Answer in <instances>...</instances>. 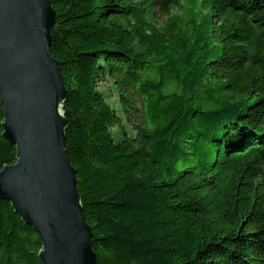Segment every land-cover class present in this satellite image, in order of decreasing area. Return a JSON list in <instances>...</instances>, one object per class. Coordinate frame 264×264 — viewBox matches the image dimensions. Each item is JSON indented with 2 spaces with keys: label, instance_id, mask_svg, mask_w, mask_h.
Instances as JSON below:
<instances>
[{
  "label": "trees",
  "instance_id": "1",
  "mask_svg": "<svg viewBox=\"0 0 264 264\" xmlns=\"http://www.w3.org/2000/svg\"><path fill=\"white\" fill-rule=\"evenodd\" d=\"M52 6L96 264H264V0ZM3 120L0 101V170L17 161ZM41 248L0 199V264Z\"/></svg>",
  "mask_w": 264,
  "mask_h": 264
},
{
  "label": "water",
  "instance_id": "2",
  "mask_svg": "<svg viewBox=\"0 0 264 264\" xmlns=\"http://www.w3.org/2000/svg\"><path fill=\"white\" fill-rule=\"evenodd\" d=\"M52 0H0L3 137L17 161L0 170V199L38 233L44 264H96L77 171L66 150V84L52 51Z\"/></svg>",
  "mask_w": 264,
  "mask_h": 264
},
{
  "label": "rangeland",
  "instance_id": "3",
  "mask_svg": "<svg viewBox=\"0 0 264 264\" xmlns=\"http://www.w3.org/2000/svg\"><path fill=\"white\" fill-rule=\"evenodd\" d=\"M101 90L105 91L109 96H110V101L113 103L114 107L117 109L120 108V104L118 102V96L115 90H113L110 87V84L108 82H104L100 86ZM137 107L140 108L142 107L141 100L138 98L137 101Z\"/></svg>",
  "mask_w": 264,
  "mask_h": 264
}]
</instances>
